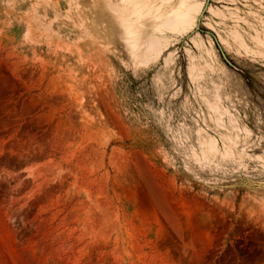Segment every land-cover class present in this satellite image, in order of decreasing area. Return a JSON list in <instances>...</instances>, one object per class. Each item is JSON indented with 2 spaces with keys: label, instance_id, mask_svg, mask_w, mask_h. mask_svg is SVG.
Here are the masks:
<instances>
[{
  "label": "rangeland",
  "instance_id": "rangeland-1",
  "mask_svg": "<svg viewBox=\"0 0 264 264\" xmlns=\"http://www.w3.org/2000/svg\"><path fill=\"white\" fill-rule=\"evenodd\" d=\"M0 264H264V0H0Z\"/></svg>",
  "mask_w": 264,
  "mask_h": 264
},
{
  "label": "bare ground",
  "instance_id": "bare-ground-1",
  "mask_svg": "<svg viewBox=\"0 0 264 264\" xmlns=\"http://www.w3.org/2000/svg\"><path fill=\"white\" fill-rule=\"evenodd\" d=\"M186 1V0H185ZM180 4H182V2L180 3ZM179 4V5H180ZM150 6V5H149ZM148 6V7H149ZM178 7V6H177ZM182 8V7H181ZM148 9H150V8H148ZM147 9V10H148ZM148 12V14L150 13L149 11H147ZM172 14H173V12H171ZM175 20L177 21V22H179V23H181L182 24V22H183V24H184V20H185V14H183V13H180V14H177V13H175ZM174 18H173V20H174ZM170 20V19H169ZM192 20H194V19H192ZM171 21V20H170ZM177 22H172V23H174V25H177ZM193 22V21H192ZM187 24V23H186ZM186 24H184L185 26H186ZM178 26V25H177ZM181 28H183V27H181Z\"/></svg>",
  "mask_w": 264,
  "mask_h": 264
}]
</instances>
